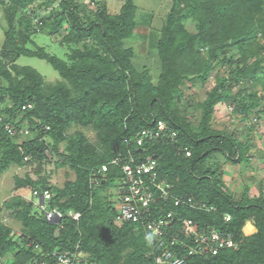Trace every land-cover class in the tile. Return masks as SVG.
Returning a JSON list of instances; mask_svg holds the SVG:
<instances>
[{
  "label": "trees",
  "instance_id": "trees-1",
  "mask_svg": "<svg viewBox=\"0 0 264 264\" xmlns=\"http://www.w3.org/2000/svg\"><path fill=\"white\" fill-rule=\"evenodd\" d=\"M92 5L0 0L7 23L0 46V117L14 131L0 127V178L26 165H37L41 176L48 160L76 174L62 188L51 186L48 177L15 178L14 190L54 193L45 210L58 209L63 217L47 220L40 206L22 196L5 200L0 264H57L54 254L75 246L82 264H157L155 241L146 239L151 234L147 216L136 225L116 220V183L124 178L129 151L140 160H155L158 179L169 182L174 194L215 209L196 212L168 204L167 210L178 212L168 236L185 218L201 228L228 231L239 242L237 250L209 258L177 248L186 264H264L262 184L259 197L251 198L246 188L236 200L225 191L221 166H204L217 154L249 164L250 134L242 142L235 131L216 129L214 115L225 104L242 121L264 120V0H173L156 42L157 80L148 66L136 67L135 49L125 45L137 28L136 0H122L117 14L106 1L92 0ZM187 19L197 23L196 33L185 27ZM53 44L66 49V58L50 51ZM22 57L48 62L61 80L47 82L37 69L19 65ZM193 89H201L203 99ZM158 122L168 127L160 138L142 147L130 142L143 130L157 132ZM73 128L80 129L70 133ZM82 129L92 130L95 141ZM119 157L122 163L116 166L112 161ZM70 211L81 213L80 220L69 217ZM166 212L155 210V219ZM7 220L18 222L20 231ZM250 221L256 232L247 236Z\"/></svg>",
  "mask_w": 264,
  "mask_h": 264
},
{
  "label": "rangeland",
  "instance_id": "rangeland-1",
  "mask_svg": "<svg viewBox=\"0 0 264 264\" xmlns=\"http://www.w3.org/2000/svg\"><path fill=\"white\" fill-rule=\"evenodd\" d=\"M90 4L92 8V0H80ZM106 1L109 4L110 12L117 14L122 6V0H98ZM138 7L137 13V28L134 36L125 41L127 47L135 49L134 64L137 68L143 65L148 66L154 79L157 80L160 73L159 59L156 54V42L159 37V29L164 23L167 14L170 12L173 5V0H136ZM185 27L193 33L197 32V23L192 19H187L184 22ZM7 26L4 19V9L0 6V46L3 45L5 39V28ZM41 44H44V42ZM66 49L61 46L52 45L50 51L61 58H66ZM21 66H31L37 69L47 82H56L61 80L60 75L53 69V67L46 61L22 57L19 62ZM210 84L207 85L209 87ZM201 89H203L201 87ZM193 89L191 92H197L203 99V91ZM214 124L216 129L224 130L225 132L236 133L237 138L246 142V137L249 135L251 140L249 149H247V156L249 157V164L244 161L242 164H235L227 160L223 155L217 154L211 157L205 163L206 170L214 169L216 164L220 165L223 170V180L226 184L227 191L236 200H241V196L246 188L249 189V196L251 198L259 197L260 185L264 188V120L257 122L252 118L250 121H242L241 117L234 115L232 107L221 104L217 107L214 115ZM76 129L73 128L70 133ZM91 141H95V133L90 129H82ZM26 135H22L23 140ZM64 151V146H61V152ZM60 162L63 158H58ZM215 164V165H214ZM218 167V166H217ZM40 168L37 165L24 167H12L6 171L0 178V206L5 200L12 196L18 195L31 200L33 197V189L24 188L20 190L15 189V178H31L37 180L41 177H48L51 186L64 187L69 180H75L76 174L67 165L57 166L55 160H48L41 168V176H39ZM48 185V186H50ZM7 224L12 226L17 232L20 231L18 222L7 220ZM248 225L253 226V222H248Z\"/></svg>",
  "mask_w": 264,
  "mask_h": 264
},
{
  "label": "built area",
  "instance_id": "built-area-1",
  "mask_svg": "<svg viewBox=\"0 0 264 264\" xmlns=\"http://www.w3.org/2000/svg\"><path fill=\"white\" fill-rule=\"evenodd\" d=\"M30 107V106H29ZM14 134L11 124H5L0 117V127ZM168 130L165 122H158L157 132L152 130H143L135 137L130 139L138 147H142L146 140L160 138L161 134ZM28 134V131L24 132ZM175 137V133L171 134ZM186 156L191 153L187 151ZM128 159L122 166L124 178L118 181V195L113 201L116 203L118 214L116 220L119 222H131L136 225L142 222L144 216L148 219V229L155 241V260L157 264H186L184 258L176 254L177 248L186 250L191 256H205L209 258L217 255L222 250H237L239 242L235 236L228 231H224L213 226L201 228L193 219L180 220L181 228L177 229L172 236L167 235L166 229L172 231L173 222L178 217V212L167 210L168 204H173L175 208L188 207L196 212H212L214 207H209L206 203L197 202L190 195L174 194V187L164 179H158L157 162L149 159L140 160L138 155L131 151L127 153ZM116 166L122 163L121 158L112 161ZM107 172V166L101 169ZM116 187V186H115ZM32 200L38 199L36 204L44 211L47 220L51 222L62 221V213L58 209L45 210L46 202L54 197V193L46 191L39 193L33 191ZM43 202V203H42ZM155 210L167 211L165 215L155 219ZM69 217L79 221L81 213L70 211ZM225 221L230 222L231 216L226 215ZM57 264H82L83 256L80 253L79 246H75L74 251L55 253Z\"/></svg>",
  "mask_w": 264,
  "mask_h": 264
},
{
  "label": "crops",
  "instance_id": "crops-1",
  "mask_svg": "<svg viewBox=\"0 0 264 264\" xmlns=\"http://www.w3.org/2000/svg\"><path fill=\"white\" fill-rule=\"evenodd\" d=\"M217 165V164H216ZM244 232L247 236L253 235L256 232V229L253 226L248 225V223L246 224L245 228H244Z\"/></svg>",
  "mask_w": 264,
  "mask_h": 264
},
{
  "label": "clouds",
  "instance_id": "clouds-1",
  "mask_svg": "<svg viewBox=\"0 0 264 264\" xmlns=\"http://www.w3.org/2000/svg\"><path fill=\"white\" fill-rule=\"evenodd\" d=\"M32 200V199H31ZM35 203H36V201L38 202V199L36 198L35 200H33ZM43 203V202H42ZM146 239L149 241V242H151V240H152V235L151 234H149V235H147L146 236Z\"/></svg>",
  "mask_w": 264,
  "mask_h": 264
}]
</instances>
